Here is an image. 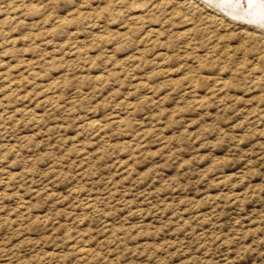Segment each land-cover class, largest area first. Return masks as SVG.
I'll list each match as a JSON object with an SVG mask.
<instances>
[{"label": "rangeland", "instance_id": "1", "mask_svg": "<svg viewBox=\"0 0 264 264\" xmlns=\"http://www.w3.org/2000/svg\"><path fill=\"white\" fill-rule=\"evenodd\" d=\"M240 7L0 0V264H264V8Z\"/></svg>", "mask_w": 264, "mask_h": 264}, {"label": "snow or ice", "instance_id": "2", "mask_svg": "<svg viewBox=\"0 0 264 264\" xmlns=\"http://www.w3.org/2000/svg\"><path fill=\"white\" fill-rule=\"evenodd\" d=\"M220 2L229 7L234 4L241 5V7L237 8L236 11L247 15H253V8H264V0H220ZM245 5L247 6L246 8L244 7Z\"/></svg>", "mask_w": 264, "mask_h": 264}]
</instances>
